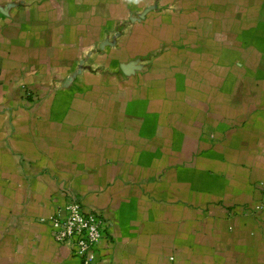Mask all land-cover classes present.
Returning <instances> with one entry per match:
<instances>
[{
    "label": "crops",
    "instance_id": "0c3cea01",
    "mask_svg": "<svg viewBox=\"0 0 264 264\" xmlns=\"http://www.w3.org/2000/svg\"><path fill=\"white\" fill-rule=\"evenodd\" d=\"M264 264V0H0V264Z\"/></svg>",
    "mask_w": 264,
    "mask_h": 264
},
{
    "label": "built area",
    "instance_id": "2783aa9c",
    "mask_svg": "<svg viewBox=\"0 0 264 264\" xmlns=\"http://www.w3.org/2000/svg\"><path fill=\"white\" fill-rule=\"evenodd\" d=\"M48 223L53 240L67 246L79 264H98V245L107 228L100 214L84 210L79 199L67 192L64 204Z\"/></svg>",
    "mask_w": 264,
    "mask_h": 264
}]
</instances>
